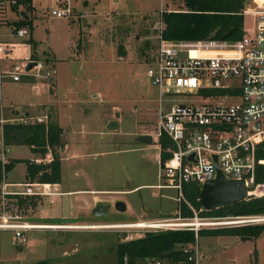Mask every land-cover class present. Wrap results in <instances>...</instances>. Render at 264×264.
<instances>
[{
	"label": "rangeland",
	"instance_id": "rangeland-1",
	"mask_svg": "<svg viewBox=\"0 0 264 264\" xmlns=\"http://www.w3.org/2000/svg\"><path fill=\"white\" fill-rule=\"evenodd\" d=\"M254 3L249 0L247 8H255ZM32 5L37 9L26 11L22 5L16 10L0 9V32L10 35L12 24L26 13L33 20L35 58L30 57V46L23 43L27 38H16L23 45L12 50L10 59L20 66H27L32 60L43 61L54 74L50 79L36 78L38 85H3L2 116L19 119L29 110L34 113L41 105L49 107L51 119L48 117L46 123L59 124L64 146L59 151L61 184L51 186L53 195L40 197L37 208L22 215L37 224L91 226L26 232L27 241L20 246L12 231L0 230V264L38 261L116 264V244L140 238L150 229L106 225L158 222L178 215L177 192L156 187L162 184L158 114L170 103L161 105L159 91L146 72L157 43L161 12L177 11L181 3L180 0H68L70 13L66 18L50 15L51 10L65 8L56 0H32ZM255 22L254 15H245L244 32L252 35ZM1 64L8 67L10 61ZM10 108L18 113L6 115ZM110 122H115L117 128L108 129ZM141 135L151 136L152 142L140 144ZM47 156L51 160L50 154L44 158L35 156L27 146L9 147L6 154V158L41 162H48ZM10 181L25 182L24 164L15 165L6 175V182ZM69 189L85 192L73 196L54 194ZM95 198L111 204L109 212L99 218L91 214L92 205L80 208ZM117 201L125 203L124 213L114 209ZM236 220L199 222L225 223L230 227L236 226L232 225ZM198 246L203 256L200 264H264V231L257 239L245 242L233 236L201 237Z\"/></svg>",
	"mask_w": 264,
	"mask_h": 264
},
{
	"label": "built area",
	"instance_id": "built-area-1",
	"mask_svg": "<svg viewBox=\"0 0 264 264\" xmlns=\"http://www.w3.org/2000/svg\"><path fill=\"white\" fill-rule=\"evenodd\" d=\"M17 1L0 0V9L11 8ZM56 2L65 8L51 10L50 15L57 18L69 17L68 0ZM253 6L255 8L246 7L244 15L255 16L254 33L248 35L244 32L236 42L212 39L167 41L161 37L162 24L159 22L157 43L148 61L146 76L158 89L161 105L170 103L158 114L157 133L158 142L161 137H165L170 144L163 150L159 145L162 184L156 187L175 190L178 203L184 200V184L196 183L201 187L216 177L217 167L225 178L242 181L250 190L255 186L257 165L264 163L257 160L255 155L256 147L264 143V1L255 2ZM16 35L28 38L29 31L21 28L16 31ZM14 47V44H0L1 129L6 123L46 124L47 117L24 116L11 120L2 118L1 94L6 79L13 82L20 81L24 76L50 79L54 74V70L43 61L32 60L27 66L10 64L4 68L1 62L9 58ZM212 91H221L223 94H213ZM7 151L1 139L0 162L3 166L8 161ZM162 152L168 155L163 161ZM47 161H50L49 158ZM8 187H22L24 190L9 191ZM50 187V184L29 181L11 184L6 182L5 172L2 171L0 230L12 231L18 246L27 241L26 232L40 228H36L38 224L28 222L22 215L24 213L18 211L12 197L50 196L53 195ZM259 219L260 216L240 218L235 223L256 224L260 223ZM199 220L201 219L195 214L192 220L164 219L152 227L136 228L150 229L149 232L152 233L192 230L196 234L202 226L196 225ZM176 250L184 257L181 262L149 257L138 264H200L203 258L198 237L193 244L180 245ZM121 264H129L127 257H123Z\"/></svg>",
	"mask_w": 264,
	"mask_h": 264
},
{
	"label": "trees",
	"instance_id": "trees-1",
	"mask_svg": "<svg viewBox=\"0 0 264 264\" xmlns=\"http://www.w3.org/2000/svg\"><path fill=\"white\" fill-rule=\"evenodd\" d=\"M249 0H180L181 9L165 10L160 14L162 24L161 37L167 41H202L207 39L236 42L244 34V10ZM22 5L26 11H33L32 0H18L12 6L16 10ZM13 31L26 28L29 37L26 44L31 45V58L34 59L36 42L32 39L33 20L26 14L14 22ZM159 28V27H158ZM159 32V29H158ZM213 94H223L221 91H212ZM2 143L4 147L27 146L34 155L44 158L51 155L48 162L36 163L32 159H9L3 166L0 162V182L2 171L7 175L17 164L25 165V181L56 185L61 183V158L59 151L63 149L62 129L54 122L39 123H6L2 126ZM162 150L169 144L165 137L159 139ZM256 159L264 161V143L256 147ZM168 155L161 153V160ZM3 167V168H2ZM257 188V189H256ZM256 189V190H255ZM200 186L196 183L183 185V199L178 203L176 218L192 220L198 219L223 220L226 218H247L253 216L264 217V163L257 165L255 186L249 190L245 200L222 208L205 211L198 201ZM20 212L35 209L40 197H12ZM37 224V223H36ZM41 224V223H40ZM55 224V223H51ZM264 231L262 224H246L219 228H200L195 234L192 230H165L156 233L147 232L142 237L118 242L114 248L116 264H121L123 257H127L129 264H138L149 257H160L171 262H181L184 257L177 252L180 245L193 244L196 237L233 236L245 242L257 239ZM10 264H20L13 262ZM35 264H48L47 261H38Z\"/></svg>",
	"mask_w": 264,
	"mask_h": 264
},
{
	"label": "water",
	"instance_id": "water-1",
	"mask_svg": "<svg viewBox=\"0 0 264 264\" xmlns=\"http://www.w3.org/2000/svg\"><path fill=\"white\" fill-rule=\"evenodd\" d=\"M107 128L111 130L116 129L117 124L115 122H110ZM138 142L140 144H150L152 142V138L149 135H141L138 137ZM248 191L249 190L245 187L242 181L229 180L225 178L217 167L216 177L213 180L207 181L201 185L198 194V201L203 210L210 211L245 200L248 197ZM113 206L119 213H124L127 209L123 201H117ZM110 208V203L99 202L94 206L91 214L94 217L99 218L106 215ZM232 225L237 226L239 224L235 223ZM215 226H218V228L228 227V224L218 223Z\"/></svg>",
	"mask_w": 264,
	"mask_h": 264
},
{
	"label": "crops",
	"instance_id": "crops-1",
	"mask_svg": "<svg viewBox=\"0 0 264 264\" xmlns=\"http://www.w3.org/2000/svg\"><path fill=\"white\" fill-rule=\"evenodd\" d=\"M262 1H264V0H255V2H262ZM35 7V6H34ZM36 8V7H35ZM37 9V8H36ZM168 10H172V9H168ZM19 19V18H18ZM11 28V27H10ZM13 37V38H12ZM16 38H21V39H26V38H24V37H18L17 35H16V32H14L13 31V29L11 28V34L9 35L8 33H1L0 32V44H2V45H5V44H14L15 45V47L14 48H16V47H18V46H21V45H23V43H25L26 42V40H24V42L23 43H19L18 41H16L15 39ZM26 44V43H25ZM27 45H29L30 46V52H31V54H32V49H31V45L30 44H27ZM36 47H37V43H36ZM13 48V49H14ZM12 49V50H13ZM12 50H11V52H12ZM34 53L36 54V48H35V51H34ZM49 53H52V55L54 56V59H56V56H55V54L53 53V51L52 50H49ZM10 55H11V53H10ZM10 55H9V58L8 59H5L4 60V62H7V61H10V64H15L14 62H12L11 61V59H10ZM35 56V55H34ZM30 57H31V55H30ZM35 58V57H34ZM19 65V64H18ZM4 67V66H3ZM4 68H6V67H4ZM38 80L37 79H33L32 77H30V76H24V77H22L21 78V80L20 81H18V82H13V81H11L10 79H6L5 81H4V83H3V85H5V84H7V83H10V84H12V85H14V86H16V85H21V84H30V85H38ZM2 85V87H4ZM25 106H28V107H30V108H32L31 107V105H25ZM44 105H41L37 110H35L34 111V113L33 112H30L31 110H29L28 112H27V114L26 115H24V116H27V117H29V118H32V117H50V113H49V110H50V108L49 107H43ZM2 107H3V102H2ZM29 108V109H30ZM34 108H36V107H34ZM11 110L9 111H6V115H8V116H10V115H12L14 112L15 113H18V111L17 110H14V109H12V108H10ZM2 115H3V109H2ZM2 118L3 119H5V120H11V118H4L3 116H2ZM12 119H15V118H12ZM17 119V118H16ZM50 119H51V117H50ZM58 124V123H57ZM59 125V124H58ZM61 128V127H60ZM62 129V128H61ZM62 135H63V130H62ZM1 137H2V129H1V126H0V143H1ZM12 147V146H11ZM7 149L9 150V147H7ZM36 156V155H35ZM7 159H27V158H21V157H19V158H13V157H8ZM8 183H11V184H14V182H12V181H10V182H8ZM16 184V183H15ZM61 184V183H60ZM59 184H56V185H51V186H53V187H57ZM81 192H85V190H73V189H69L68 191H64V192H59V193H54V194H62V195H69V196H73V195H76L77 193H81ZM99 202H102V201H100V199H97V198H95V199H93L92 201H91V203H89V202H85L84 204H83V206L82 207H80V208H82V209H84V207L85 206H88V205H92L91 207V209H93L94 208V206L97 204V203H99ZM127 208V207H126ZM92 211V210H91ZM141 222H144V221H141ZM151 222V221H150ZM120 224V223H119ZM44 225H49V224H44ZM114 225H117V224H111V225H106V226H114ZM50 226H54V227H52V228H54V229H69V230H75V229H88V228H83V227H88V226H91V225H75V224H71V225H50Z\"/></svg>",
	"mask_w": 264,
	"mask_h": 264
},
{
	"label": "bare ground",
	"instance_id": "bare-ground-1",
	"mask_svg": "<svg viewBox=\"0 0 264 264\" xmlns=\"http://www.w3.org/2000/svg\"><path fill=\"white\" fill-rule=\"evenodd\" d=\"M259 221L264 222V217H260ZM170 222H176V221H170ZM196 223H197L196 224L197 226H200V225H202V226H215L218 224V223H208V222L200 224L198 221ZM157 224H158L157 222H140V223H135V224H121V225L112 226V227L122 229V228H136V227H152L153 225H157ZM52 227H54V226L38 224V226L36 228L54 229Z\"/></svg>",
	"mask_w": 264,
	"mask_h": 264
}]
</instances>
